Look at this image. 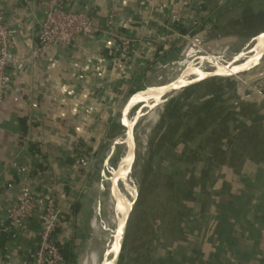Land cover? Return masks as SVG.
<instances>
[{
  "label": "crops",
  "instance_id": "0c3cea01",
  "mask_svg": "<svg viewBox=\"0 0 264 264\" xmlns=\"http://www.w3.org/2000/svg\"><path fill=\"white\" fill-rule=\"evenodd\" d=\"M44 1L0 0L13 41L10 57L23 61L11 69V88L0 105V234H10L0 248V264L30 262L39 219L32 218L21 234L2 229L10 206L48 186L55 188L65 218L57 242L70 244L75 253L76 244L83 239L78 221L96 209V192L92 198H82L89 163L104 151L103 159L115 146L127 100L142 89L151 73L174 62L182 38L188 37L191 43L181 48L180 58L198 40L241 35L264 17V0H71L68 8L86 7L100 31L109 30L111 17V33L129 40V49L122 52L112 34L101 32L75 39L70 46L50 47L28 60L38 45ZM259 13L261 18L249 29L220 35L239 17ZM257 121L258 130L264 132V114ZM240 122V127L254 124L250 118ZM236 123L225 121L228 136L239 131ZM197 138L191 144H179L183 145L180 158L193 156L192 161L182 163L192 167L191 177L184 178L190 188L184 198L179 197L182 211L172 226L175 239L171 237L165 244L159 241L157 245L164 244L165 250L151 264H158V259L203 264L214 252L205 234L213 226L218 200L238 196L253 185L259 165L247 156L236 160L234 146L228 141L223 145L211 139L203 144ZM75 204L79 210L72 217ZM256 223L257 234L246 241L238 237L243 227H233L234 243L245 254L240 258L243 264H264V216L256 218Z\"/></svg>",
  "mask_w": 264,
  "mask_h": 264
},
{
  "label": "rangeland",
  "instance_id": "374dc122",
  "mask_svg": "<svg viewBox=\"0 0 264 264\" xmlns=\"http://www.w3.org/2000/svg\"><path fill=\"white\" fill-rule=\"evenodd\" d=\"M261 15L259 13L257 16L239 17L224 29L225 31L222 29L219 33L232 35L243 32L254 26ZM182 39L178 42L179 50L177 49L173 61L180 58L178 55L181 48L191 43L188 37ZM232 62L235 65L241 64L239 60ZM205 76H210L209 80L179 93L165 104L156 122L150 127L145 141L142 144L136 143L133 168V173L136 169L134 181L136 200L131 215L129 214L127 218L118 264H151L155 256H159L165 250L163 247L165 242L171 240V237L175 239L177 234L176 230H173L175 227L172 226H175L174 221L182 211L179 197L184 198L187 189L190 188V185L185 184L184 178L187 174L190 177L192 174V167L188 168L182 163L185 160H193L190 152L185 160L183 156V159L180 158L183 145L179 144L185 141L191 144L194 136L203 144H209L212 139V143L225 145V141H228L227 144L234 147L244 144L252 146L256 140L260 129L256 120L260 113L264 114V61L244 74L214 75L192 72L181 80L178 88ZM173 86L177 88L178 83ZM242 118H250L255 123L240 127ZM227 120L230 122L236 120V128L240 127L232 137L228 136L224 129ZM240 132L248 134L247 139L243 136L246 141H238L241 138ZM177 145L179 148H176ZM103 152L89 163L87 170L89 173L82 185V198L88 194L92 198L96 192L94 211L103 205L109 188L110 152L105 153L102 159ZM94 211L88 213V216H92ZM92 221L97 236L95 238L99 240L96 232L98 223L94 219ZM87 241L88 238L83 237L76 244L74 253L76 264L80 259L79 254L93 246L94 239L88 243ZM159 241H163L164 244L157 245ZM116 256L117 249L112 264H115Z\"/></svg>",
  "mask_w": 264,
  "mask_h": 264
},
{
  "label": "built area",
  "instance_id": "2783aa9c",
  "mask_svg": "<svg viewBox=\"0 0 264 264\" xmlns=\"http://www.w3.org/2000/svg\"><path fill=\"white\" fill-rule=\"evenodd\" d=\"M70 1L45 0L42 3L43 19L37 35L38 45L28 60L35 59L41 51L50 47L70 46L78 38L86 39L101 32L112 34L111 17L107 22L109 30L100 31L90 20L87 8L69 9ZM112 35L119 41L122 52H126L130 41ZM12 47L13 41L0 5V105L6 92L11 88V69L23 62L10 57ZM55 191L52 186L43 187L10 206L7 211L2 231L13 235L23 233L32 218L39 219L40 228L36 234L35 249L28 264H66L61 254V246L56 239L57 233L64 226L65 218Z\"/></svg>",
  "mask_w": 264,
  "mask_h": 264
},
{
  "label": "water",
  "instance_id": "95a60500",
  "mask_svg": "<svg viewBox=\"0 0 264 264\" xmlns=\"http://www.w3.org/2000/svg\"><path fill=\"white\" fill-rule=\"evenodd\" d=\"M238 45L264 46V17L254 28L241 35L198 40L191 45H188L179 60L171 62L170 64L160 68L159 70L149 75V77H147V79L143 82L142 89L134 93L127 100L121 111V132L120 135L116 138L118 143V158L108 172V177L111 180L110 195L114 202L112 209L113 217L117 215L123 197L132 184L133 168L136 159V134L144 119L147 108L154 105L155 103L164 106L179 93L199 83L209 80L210 77L205 76L195 79L192 83L178 88L166 100L160 102L158 101V99L162 95L163 91L172 83H162L166 72L172 68H180L181 72L176 77L178 78L188 68L207 62L209 60V56L201 55L199 53V48L208 50L211 47H214L218 50H229L232 47ZM262 62L263 61L250 63L249 65H245L243 67H237L234 63L231 62L233 65H231L230 70H232L234 74H244L258 67ZM134 195L136 200L135 189ZM103 207V205L100 206L96 211H94V213H92V216L90 215L85 218H80L77 225L79 235L88 238L87 243L90 240L93 241L94 239L92 248L94 261L96 264H105V258L100 247V242L95 238L97 236L95 235L92 226V220H96L99 226L103 225L107 217L105 213L106 207L105 210L103 209ZM132 209L130 210V215ZM127 223L128 220L123 223L122 232L119 236V241L116 248L117 256L115 259V264H118Z\"/></svg>",
  "mask_w": 264,
  "mask_h": 264
},
{
  "label": "trees",
  "instance_id": "16d2710c",
  "mask_svg": "<svg viewBox=\"0 0 264 264\" xmlns=\"http://www.w3.org/2000/svg\"><path fill=\"white\" fill-rule=\"evenodd\" d=\"M239 134L241 135L240 140L238 139L240 142L246 141L245 139L249 137L246 132ZM232 156L239 161L247 156L259 165V168L252 181V186H247L238 196L225 195L218 200L214 207L213 226L205 234V240L212 243L214 252L210 253L203 264H243L240 258L245 257V254L234 243L233 227L235 224L243 227V230L238 231V237L246 241L249 236H254L258 232L259 226L256 218L264 216V132L258 130L252 146L244 144L234 147ZM71 210L73 217L79 210V204H75ZM9 238L10 234H0V248ZM60 250L66 264H76L73 247L70 244L61 246ZM157 261L158 264H172L163 259Z\"/></svg>",
  "mask_w": 264,
  "mask_h": 264
},
{
  "label": "bare ground",
  "instance_id": "6f19581e",
  "mask_svg": "<svg viewBox=\"0 0 264 264\" xmlns=\"http://www.w3.org/2000/svg\"><path fill=\"white\" fill-rule=\"evenodd\" d=\"M199 53L201 55L209 56V60L205 63L188 68L178 78L176 77L181 72L180 68H172L166 72L162 83H172L163 91L158 101L162 102L166 100L175 90H177L181 80L192 72H204L214 75H236L232 70H230L231 65H233V60H239L241 62L240 65H236L237 67H243L245 65H249L250 63L264 61V46L261 45H238L229 50H218L214 47H211L208 50L199 48ZM176 83H178L177 88L176 86H173ZM162 108L163 106L158 105V103H155L147 108L144 119L137 131V144H142L145 141V137L148 134L150 127L156 122ZM117 145L118 143L116 142L109 154V163L111 166L118 158ZM135 177L136 169H134L132 184L124 195L119 211L115 217H113L112 213L114 202L110 195L111 180L109 181V188L103 201V209L105 210L106 207L105 213L107 217L102 226L97 225L96 227V232L99 235L100 247L105 258V264H112L119 236L122 232L123 223L127 220L130 210L134 207ZM106 198L107 200H105ZM79 255L80 259L78 264H96L93 256V248H88L84 253H80Z\"/></svg>",
  "mask_w": 264,
  "mask_h": 264
}]
</instances>
